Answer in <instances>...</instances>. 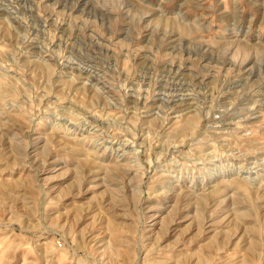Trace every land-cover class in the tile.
Segmentation results:
<instances>
[{
    "label": "rangeland",
    "instance_id": "rangeland-1",
    "mask_svg": "<svg viewBox=\"0 0 264 264\" xmlns=\"http://www.w3.org/2000/svg\"><path fill=\"white\" fill-rule=\"evenodd\" d=\"M0 264H264V0H0Z\"/></svg>",
    "mask_w": 264,
    "mask_h": 264
}]
</instances>
